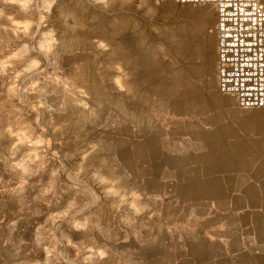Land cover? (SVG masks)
<instances>
[{
  "label": "rangeland",
  "instance_id": "obj_1",
  "mask_svg": "<svg viewBox=\"0 0 264 264\" xmlns=\"http://www.w3.org/2000/svg\"><path fill=\"white\" fill-rule=\"evenodd\" d=\"M213 24L172 0H0V264H153L149 159L233 99Z\"/></svg>",
  "mask_w": 264,
  "mask_h": 264
},
{
  "label": "crops",
  "instance_id": "obj_2",
  "mask_svg": "<svg viewBox=\"0 0 264 264\" xmlns=\"http://www.w3.org/2000/svg\"><path fill=\"white\" fill-rule=\"evenodd\" d=\"M217 98L188 123L187 149L175 145L149 159L148 179L165 188L148 197L161 222L146 231L150 263L264 264V108ZM143 236L131 263H141Z\"/></svg>",
  "mask_w": 264,
  "mask_h": 264
},
{
  "label": "built area",
  "instance_id": "obj_3",
  "mask_svg": "<svg viewBox=\"0 0 264 264\" xmlns=\"http://www.w3.org/2000/svg\"><path fill=\"white\" fill-rule=\"evenodd\" d=\"M172 1L212 6L217 91L238 107L264 108V0Z\"/></svg>",
  "mask_w": 264,
  "mask_h": 264
}]
</instances>
